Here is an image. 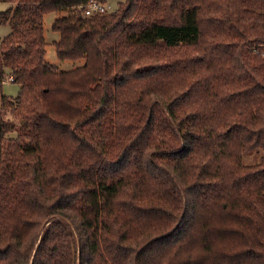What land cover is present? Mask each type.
Here are the masks:
<instances>
[{
    "label": "trees",
    "instance_id": "obj_1",
    "mask_svg": "<svg viewBox=\"0 0 264 264\" xmlns=\"http://www.w3.org/2000/svg\"><path fill=\"white\" fill-rule=\"evenodd\" d=\"M0 1V264H264V0Z\"/></svg>",
    "mask_w": 264,
    "mask_h": 264
},
{
    "label": "rangeland",
    "instance_id": "obj_2",
    "mask_svg": "<svg viewBox=\"0 0 264 264\" xmlns=\"http://www.w3.org/2000/svg\"><path fill=\"white\" fill-rule=\"evenodd\" d=\"M111 7L109 11L119 8L121 3L125 2V0H105ZM9 7L8 2L0 1V11L6 10ZM64 12H48L46 13L43 21L44 34L46 38V61L59 70H68L73 69L75 67L81 66L85 63V58L79 59H60L57 56L54 41L60 38V33L53 29V21L56 17L63 15ZM11 31V26L8 23L0 24V37L6 36ZM20 86L16 82H12L7 80L4 83L3 91L10 97H16L19 93ZM259 153L247 154L244 156V161L246 163H251L258 159Z\"/></svg>",
    "mask_w": 264,
    "mask_h": 264
},
{
    "label": "built area",
    "instance_id": "obj_3",
    "mask_svg": "<svg viewBox=\"0 0 264 264\" xmlns=\"http://www.w3.org/2000/svg\"><path fill=\"white\" fill-rule=\"evenodd\" d=\"M110 7L106 1L91 0L88 4L79 6L78 9L83 11V15L88 16L97 12L109 11ZM8 80H13V77H9Z\"/></svg>",
    "mask_w": 264,
    "mask_h": 264
}]
</instances>
